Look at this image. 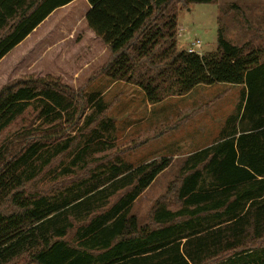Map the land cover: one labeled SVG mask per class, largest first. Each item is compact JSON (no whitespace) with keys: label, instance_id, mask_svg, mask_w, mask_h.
Returning a JSON list of instances; mask_svg holds the SVG:
<instances>
[{"label":"trees","instance_id":"1","mask_svg":"<svg viewBox=\"0 0 264 264\" xmlns=\"http://www.w3.org/2000/svg\"><path fill=\"white\" fill-rule=\"evenodd\" d=\"M73 1L0 0V60ZM213 1L86 0L85 25L109 52L91 80L133 85L149 105L197 86L242 88L219 139L182 161L171 188L179 207L157 203L149 228L131 210L170 158L134 166L114 157L61 192H29L52 160L74 148L76 138H59L64 126L78 127L83 137L72 168L114 148L111 105L99 92L73 89L50 75L0 88V138L29 109L39 121L0 145V264H264V52L230 44L222 29L214 52L178 50L179 8Z\"/></svg>","mask_w":264,"mask_h":264},{"label":"rangeland","instance_id":"2","mask_svg":"<svg viewBox=\"0 0 264 264\" xmlns=\"http://www.w3.org/2000/svg\"><path fill=\"white\" fill-rule=\"evenodd\" d=\"M74 2L68 10L59 14V22L66 20L65 18L68 21L64 26H58L62 33L55 37L63 38L59 48L52 51L42 50V60L37 70L35 65L30 64L15 67L14 74L7 75L8 81H0V88L25 76L50 75L59 78L73 89L103 92L104 101L111 105L107 116L115 122V146L105 153L93 154L84 163L72 168L71 159L83 137L79 132L76 134L78 127L64 126L66 130L59 133V138L62 134L64 137L76 138L74 148L71 152L52 160L33 182L28 184L27 190L37 194L61 192L72 182L89 177L106 159L114 157H120L134 166L162 157L170 158V167L140 195L131 210V215L136 217L139 226L149 228L151 212L157 203L170 210L179 207L171 188L179 175L182 161L193 150L219 139L226 120L239 101L242 88L227 84L197 86L183 100L172 98L148 107L143 92L133 85L123 82L115 84L104 76L91 80L98 69L107 63L109 52L95 36L87 34L84 22L87 2ZM177 23L178 50H187L191 43L199 41V55L214 52L217 31L222 29L225 40L230 44L237 47L248 45L264 52V0H214L210 4L180 7ZM68 29L73 33L66 39L65 30ZM30 56L25 58L26 63L33 61V53ZM33 69L37 72L30 73ZM196 109L199 113L195 114V117L185 123L180 122L176 129L165 132L159 140H147L141 146L132 147L136 141L144 140L166 125L185 120L183 116ZM38 125L36 114L29 109L3 134L0 145L4 138L13 140L16 133L35 129ZM193 141L200 145H189ZM68 166L72 173L63 175V170Z\"/></svg>","mask_w":264,"mask_h":264},{"label":"crops","instance_id":"3","mask_svg":"<svg viewBox=\"0 0 264 264\" xmlns=\"http://www.w3.org/2000/svg\"><path fill=\"white\" fill-rule=\"evenodd\" d=\"M74 3L75 2L73 1L72 3H70L64 7H61L59 9L53 11L28 36H26L24 38V40H22L18 45H16L10 52H8L0 60V81H2V80L8 81L9 79H8L7 75H9V74L13 75L15 72V70H14L15 67H17L19 65H25V64H27V65L30 64L33 66L35 65V67H36L35 69L37 70V66L40 65V62L42 60L41 51L42 50L52 51V50H57V48H59V46H60L59 44H62L60 42L63 40V38L59 39V37H57V36L55 37V35H57V34L61 35V33H62L61 29L58 28V26H59V24L64 26L65 24L68 23L67 18H65L66 20H64V21L59 22V20H58L59 14L68 10V8H70ZM88 10H89V5L87 7L85 15H86ZM84 19H85V16H84ZM71 25H72V23L70 24V26ZM72 33H73V31L71 29H68V31L65 30V35L67 34L65 38L68 39V37H70V35ZM87 34L93 35V33L90 30L87 31ZM31 53H33V56H32L33 61L26 63L25 58L31 57L30 56ZM35 69L30 70V73H35V71H36ZM114 83L118 84L121 82H114ZM196 88L197 87H195L189 93H187L183 96L170 97V98H167L165 100L172 99V98L177 99V100H183V99L187 98ZM98 92L101 94L102 97L104 96L103 92L102 93L100 91H98ZM155 105H157V104H155ZM155 105H152V106H155ZM149 106H151V105H148V107ZM197 113H199L197 109L192 111V112H189L188 114L183 116V118H185V120H183L182 122L185 123V122L189 121L191 118L195 117V114H197ZM162 136L158 137L157 140L162 138ZM214 143H215V141L213 143H210V144H204V146H202V148H197L196 150H193L190 153L200 151L204 148H207V147L213 145ZM189 145L198 146L200 144H195L193 141V142L189 143Z\"/></svg>","mask_w":264,"mask_h":264},{"label":"built area","instance_id":"4","mask_svg":"<svg viewBox=\"0 0 264 264\" xmlns=\"http://www.w3.org/2000/svg\"><path fill=\"white\" fill-rule=\"evenodd\" d=\"M200 47H201L200 42L199 41H195V42L191 43L190 47L186 51L188 53L198 54V51L200 50Z\"/></svg>","mask_w":264,"mask_h":264}]
</instances>
